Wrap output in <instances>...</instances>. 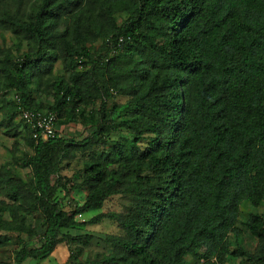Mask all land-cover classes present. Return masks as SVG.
<instances>
[{
    "label": "trees",
    "instance_id": "16d2710c",
    "mask_svg": "<svg viewBox=\"0 0 264 264\" xmlns=\"http://www.w3.org/2000/svg\"><path fill=\"white\" fill-rule=\"evenodd\" d=\"M0 30L25 46L0 47V129L13 140L0 166L7 264L46 261L57 246L80 264L93 238L64 231L103 220L119 233L84 264H264V212L244 223L252 252L229 239L242 235L241 205L264 209V0H0ZM9 93L54 114L56 137L35 139L19 121L21 132ZM117 94L128 102L120 122L108 110ZM71 125L83 131L61 136ZM122 127L131 138L111 141ZM78 156L72 184L62 171ZM113 196L128 198L125 213H101Z\"/></svg>",
    "mask_w": 264,
    "mask_h": 264
},
{
    "label": "rangeland",
    "instance_id": "374dc122",
    "mask_svg": "<svg viewBox=\"0 0 264 264\" xmlns=\"http://www.w3.org/2000/svg\"><path fill=\"white\" fill-rule=\"evenodd\" d=\"M123 20L125 17H122ZM117 20H121L120 17H118ZM17 38L12 36L7 31L0 30V47L7 48L10 50L11 54L13 56H17L18 54L24 51L25 46H21L19 50L17 49ZM62 70L61 67L58 65L56 68V73L61 74ZM6 100L11 101L12 95L9 93L6 96ZM1 101V97H0ZM127 99L123 96H120L117 94L116 97L113 98L112 103L109 104V112H110V119L120 122L122 119L123 111L127 107ZM116 106V110H111L112 106ZM1 106V103H0ZM1 113H0V120H1ZM19 116H17L16 124L19 125V128L22 132L23 126L19 122ZM83 131V129L80 126H74L71 125L69 129L65 127H61L59 129L60 135L64 137H72L77 136ZM131 133L127 128H120L118 132L113 133L110 136L111 141L114 140H124V139H130ZM13 140L6 137L4 130L0 129V166L7 163V161L10 160V150L12 149ZM24 146L21 145L20 150H22ZM84 158L81 156H78L75 162H73L69 167L64 168V171H62V176L67 177L70 179L71 183H79L80 182V175L82 173V166ZM16 173L26 178L28 176V171L26 170H17ZM85 191L81 190L80 192H73L70 194V198L63 200V205L67 211H72L74 207L80 206L83 203V199L85 196ZM129 206V200L127 197L124 196H113L109 200H107L104 204V207L101 211V213H110L114 212L117 214L125 213V210ZM258 213L261 214L264 212L263 208L258 209H252L251 206L248 204H243L240 207V218L238 223V228L241 230L242 235L239 237L238 241L235 242L232 237H229L230 239V245L231 248H235V244H238L241 248L244 250L252 252L256 247V242L250 238V236L246 233L244 223L247 219V216L249 213ZM94 214L93 213H87L83 215L82 217H79L77 220L80 223V225L83 224V222L88 221ZM118 228L115 224L110 223L107 220H103L99 225L95 226H79L77 228H73L69 231H64L65 233L68 232L71 235H91L93 240L89 244L88 247L83 249V253L79 256L78 263L84 264L86 261H93L96 259L97 255H101L104 253L109 252V247L105 244L104 240L107 235H114L118 234ZM248 232V231H247ZM13 250L9 248L4 249V251H0V264L4 263H11L13 260L12 256ZM69 252L68 249L64 246H59L55 249L54 253L51 255V257L43 262H36L33 260H27L23 264H64L68 260ZM188 264H192L191 258H187ZM229 264H240V259H230ZM247 264V263H245Z\"/></svg>",
    "mask_w": 264,
    "mask_h": 264
},
{
    "label": "built area",
    "instance_id": "2783aa9c",
    "mask_svg": "<svg viewBox=\"0 0 264 264\" xmlns=\"http://www.w3.org/2000/svg\"><path fill=\"white\" fill-rule=\"evenodd\" d=\"M119 43L122 40L119 39ZM12 100L18 106L17 111L19 112V119L23 124L33 131V138L40 137L42 140L54 139L56 137V126H55V115L48 112L41 111H28L23 110L20 105V100L17 95L12 96Z\"/></svg>",
    "mask_w": 264,
    "mask_h": 264
},
{
    "label": "crops",
    "instance_id": "0c3cea01",
    "mask_svg": "<svg viewBox=\"0 0 264 264\" xmlns=\"http://www.w3.org/2000/svg\"><path fill=\"white\" fill-rule=\"evenodd\" d=\"M57 247H59V246H57ZM57 247H56V248H57ZM53 253H54V252H53Z\"/></svg>",
    "mask_w": 264,
    "mask_h": 264
}]
</instances>
